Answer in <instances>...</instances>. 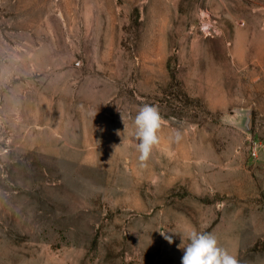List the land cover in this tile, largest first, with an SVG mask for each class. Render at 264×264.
<instances>
[{
    "label": "rangeland",
    "instance_id": "1",
    "mask_svg": "<svg viewBox=\"0 0 264 264\" xmlns=\"http://www.w3.org/2000/svg\"><path fill=\"white\" fill-rule=\"evenodd\" d=\"M263 151L264 0H0V264H264Z\"/></svg>",
    "mask_w": 264,
    "mask_h": 264
},
{
    "label": "clouds",
    "instance_id": "2",
    "mask_svg": "<svg viewBox=\"0 0 264 264\" xmlns=\"http://www.w3.org/2000/svg\"><path fill=\"white\" fill-rule=\"evenodd\" d=\"M95 115L96 113L93 114V118ZM121 119L124 123L122 113ZM162 120L158 107L151 104L142 105L134 117V138L137 141L136 146L142 165L149 159L154 146L160 142L158 132L161 129ZM124 126L126 128L125 123ZM117 134L120 135V133ZM176 137L179 139V133ZM160 234L169 244L174 242L173 237L166 231ZM179 235L181 243L178 248L183 250L181 264H239L235 256L219 246L217 237L210 232H198L192 229L186 235Z\"/></svg>",
    "mask_w": 264,
    "mask_h": 264
},
{
    "label": "crops",
    "instance_id": "3",
    "mask_svg": "<svg viewBox=\"0 0 264 264\" xmlns=\"http://www.w3.org/2000/svg\"><path fill=\"white\" fill-rule=\"evenodd\" d=\"M259 159L262 161L261 163L264 165V151L261 153Z\"/></svg>",
    "mask_w": 264,
    "mask_h": 264
},
{
    "label": "built area",
    "instance_id": "4",
    "mask_svg": "<svg viewBox=\"0 0 264 264\" xmlns=\"http://www.w3.org/2000/svg\"><path fill=\"white\" fill-rule=\"evenodd\" d=\"M255 154V152H253Z\"/></svg>",
    "mask_w": 264,
    "mask_h": 264
}]
</instances>
